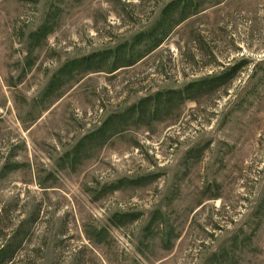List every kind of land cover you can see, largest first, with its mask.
<instances>
[{
    "label": "rangeland",
    "instance_id": "rangeland-1",
    "mask_svg": "<svg viewBox=\"0 0 264 264\" xmlns=\"http://www.w3.org/2000/svg\"><path fill=\"white\" fill-rule=\"evenodd\" d=\"M0 264H264V0H0Z\"/></svg>",
    "mask_w": 264,
    "mask_h": 264
},
{
    "label": "trees",
    "instance_id": "trees-1",
    "mask_svg": "<svg viewBox=\"0 0 264 264\" xmlns=\"http://www.w3.org/2000/svg\"><path fill=\"white\" fill-rule=\"evenodd\" d=\"M117 50H118V48H117ZM99 55L100 54H93V56H86L85 58H81V59L75 60V62L72 65L73 66L75 65V67L79 68V69L80 68L81 69H87V68H89V64H93L95 66L102 65L103 61L100 62V61L95 59V57H97ZM113 70H115V69H113ZM142 104L146 107V105L148 104V101L147 102H143ZM157 106H159V101L156 102V104H154V107H157Z\"/></svg>",
    "mask_w": 264,
    "mask_h": 264
}]
</instances>
